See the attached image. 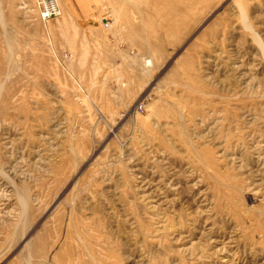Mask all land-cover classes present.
<instances>
[{
    "label": "rangeland",
    "instance_id": "1",
    "mask_svg": "<svg viewBox=\"0 0 264 264\" xmlns=\"http://www.w3.org/2000/svg\"><path fill=\"white\" fill-rule=\"evenodd\" d=\"M57 2L0 0V264H264V0Z\"/></svg>",
    "mask_w": 264,
    "mask_h": 264
},
{
    "label": "crops",
    "instance_id": "2",
    "mask_svg": "<svg viewBox=\"0 0 264 264\" xmlns=\"http://www.w3.org/2000/svg\"><path fill=\"white\" fill-rule=\"evenodd\" d=\"M71 3V7L66 6L64 8V11L66 14H72L75 15L76 18H80V19H88L93 17L95 14H97L98 12H96L95 10V6L98 3V0H70ZM135 11H131L130 14L132 13H147L146 8H135ZM127 20H131V18H127ZM132 24V23H131ZM126 33L127 35H136L138 36V30L135 27H131V28H127L126 29ZM112 34H107V38L110 39V37H112Z\"/></svg>",
    "mask_w": 264,
    "mask_h": 264
},
{
    "label": "built area",
    "instance_id": "3",
    "mask_svg": "<svg viewBox=\"0 0 264 264\" xmlns=\"http://www.w3.org/2000/svg\"><path fill=\"white\" fill-rule=\"evenodd\" d=\"M38 5H39V16L42 21H47L53 18H58L61 13L60 9L57 5L56 0H38ZM104 28H107L109 23L105 21L103 24ZM137 111L143 112V104H139L136 107Z\"/></svg>",
    "mask_w": 264,
    "mask_h": 264
},
{
    "label": "bare ground",
    "instance_id": "4",
    "mask_svg": "<svg viewBox=\"0 0 264 264\" xmlns=\"http://www.w3.org/2000/svg\"><path fill=\"white\" fill-rule=\"evenodd\" d=\"M57 1V0H56ZM57 5H58V2H57ZM58 7H59V5H58ZM59 9H60V7H59ZM60 13H61V9H60ZM62 14V13H61ZM61 16V15H60ZM105 21L107 22V23H109V25L107 26V28H105V30H109L110 28H111V26H112V22H111V20L110 19H108V17H106V18H104L103 19V23H102V25L105 23ZM103 28H104V25H103ZM146 61V60H145ZM144 61V64L146 63L148 66H151V62L150 61H146L145 62ZM146 66V65H145Z\"/></svg>",
    "mask_w": 264,
    "mask_h": 264
}]
</instances>
